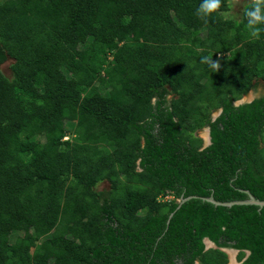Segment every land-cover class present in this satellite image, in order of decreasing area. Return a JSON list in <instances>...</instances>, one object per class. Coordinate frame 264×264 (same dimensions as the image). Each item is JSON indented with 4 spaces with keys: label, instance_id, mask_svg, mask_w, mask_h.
<instances>
[{
    "label": "trees",
    "instance_id": "1",
    "mask_svg": "<svg viewBox=\"0 0 264 264\" xmlns=\"http://www.w3.org/2000/svg\"><path fill=\"white\" fill-rule=\"evenodd\" d=\"M199 3L0 0V264H264V208L179 202L264 201V34Z\"/></svg>",
    "mask_w": 264,
    "mask_h": 264
},
{
    "label": "clouds",
    "instance_id": "2",
    "mask_svg": "<svg viewBox=\"0 0 264 264\" xmlns=\"http://www.w3.org/2000/svg\"><path fill=\"white\" fill-rule=\"evenodd\" d=\"M224 6L225 0H200L195 15L205 24L214 15L237 23L243 22L249 37L254 41L260 40L262 34H264V0H247V4L243 10V21L235 16H230L228 12L222 11ZM201 63L206 64L212 72H219L221 69L220 60L214 61L211 56H203Z\"/></svg>",
    "mask_w": 264,
    "mask_h": 264
},
{
    "label": "rangeland",
    "instance_id": "3",
    "mask_svg": "<svg viewBox=\"0 0 264 264\" xmlns=\"http://www.w3.org/2000/svg\"><path fill=\"white\" fill-rule=\"evenodd\" d=\"M247 3V0H231V10L228 12L230 14V16H235L238 19L241 18L243 10H244V5ZM14 63L13 59H8L5 63H3L1 65V70L4 73L5 76H7L8 78H12L13 73H12V69L11 66ZM264 95V81L262 80H258L256 87L248 94L245 96V98H248L250 96H253L255 98ZM216 115V113L214 114ZM213 115V117H214ZM198 135L202 138H204L205 140L208 138L206 135V130L203 129L202 131H200L198 133ZM16 142H19V139H16ZM207 142V141H206ZM109 188V183H102L99 185L98 190H104ZM170 199V198H168ZM18 235V232L14 233L12 237H16ZM27 236V235H26ZM229 252V259L230 262L229 264H237L238 260L235 259L237 258V255L239 253V251H234L232 249H226ZM234 259V261H233ZM236 261V262H235ZM196 264H200L199 262H197Z\"/></svg>",
    "mask_w": 264,
    "mask_h": 264
},
{
    "label": "water",
    "instance_id": "4",
    "mask_svg": "<svg viewBox=\"0 0 264 264\" xmlns=\"http://www.w3.org/2000/svg\"><path fill=\"white\" fill-rule=\"evenodd\" d=\"M256 98L253 97V96H250L248 98H245L243 97L242 99L238 100L235 102V105L236 106H240L242 104H246V103H251L255 100ZM220 115V111L216 113V115H214V119L217 118L218 116ZM207 131H208V135H209V139L208 141L205 143L204 145V148L208 147L210 144H211V137H210V129L207 128ZM246 194L248 195V199L246 200H236V201H230V202H220V201H217L214 196H210V197H198V196H189V197H186V198H182L179 202H180V205L183 204L184 202L190 200V199H193V198H200L201 200L203 201H206V202H210L212 204H214L215 206H226V207H233V206H236V205H255V206H258L259 209H263L264 208V201L263 200H260L258 198H256L250 191H245ZM173 216V214L170 216V218ZM205 244H206V249H210V248H217L216 245L210 241L209 239H205ZM228 254V250L224 249ZM234 250V249H232ZM234 251H237V250H234ZM247 255H249V252H247ZM236 259V258H235ZM237 264H241L240 262H238Z\"/></svg>",
    "mask_w": 264,
    "mask_h": 264
},
{
    "label": "bare ground",
    "instance_id": "5",
    "mask_svg": "<svg viewBox=\"0 0 264 264\" xmlns=\"http://www.w3.org/2000/svg\"><path fill=\"white\" fill-rule=\"evenodd\" d=\"M206 130V135H207V139H206V141H208V139H209V135H208V131H207V129H205ZM233 261H234V259H233ZM236 262V261H235ZM235 264V263H234Z\"/></svg>",
    "mask_w": 264,
    "mask_h": 264
},
{
    "label": "flooded vegetation",
    "instance_id": "6",
    "mask_svg": "<svg viewBox=\"0 0 264 264\" xmlns=\"http://www.w3.org/2000/svg\"><path fill=\"white\" fill-rule=\"evenodd\" d=\"M207 129V128H206ZM202 138V137H201ZM203 140H204V145H205V143H206V140L204 139V138H202ZM237 259V258H236ZM238 262V261H237Z\"/></svg>",
    "mask_w": 264,
    "mask_h": 264
}]
</instances>
